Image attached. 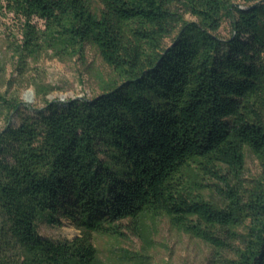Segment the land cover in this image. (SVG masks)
Wrapping results in <instances>:
<instances>
[{
	"label": "trees",
	"instance_id": "trees-1",
	"mask_svg": "<svg viewBox=\"0 0 264 264\" xmlns=\"http://www.w3.org/2000/svg\"><path fill=\"white\" fill-rule=\"evenodd\" d=\"M0 13L19 24L21 66L90 47L115 76L42 107L0 90V264H115L93 240L126 232L141 252L122 258L149 264L162 222L223 264H264V0H0ZM61 218L78 237L39 233Z\"/></svg>",
	"mask_w": 264,
	"mask_h": 264
},
{
	"label": "rangeland",
	"instance_id": "rangeland-1",
	"mask_svg": "<svg viewBox=\"0 0 264 264\" xmlns=\"http://www.w3.org/2000/svg\"><path fill=\"white\" fill-rule=\"evenodd\" d=\"M218 34L223 38L230 36L228 21H223ZM19 38V24L0 13V74L4 81L0 90L6 94H17L28 106L42 107L44 99L61 103L70 99L91 98L100 94L102 83L115 78L112 70L100 61L90 47H86L83 58L76 56L61 60L49 52L37 62L30 61L21 66L13 57L10 46ZM165 43L169 45L171 40L166 39ZM37 87L50 89V92L45 97L37 95ZM4 124L5 120L0 118V131ZM258 172L257 161L252 156L247 157L244 176L250 178ZM37 228L42 236L54 240H73L79 236V231L62 218L58 225L38 222ZM153 241L147 260L149 264H223L222 259L229 256L227 252H220L219 255L215 249L169 229L163 222ZM93 243L102 257L110 258L115 264H136L122 256L125 252L132 255L141 252L140 240L129 232L119 241L98 236Z\"/></svg>",
	"mask_w": 264,
	"mask_h": 264
}]
</instances>
